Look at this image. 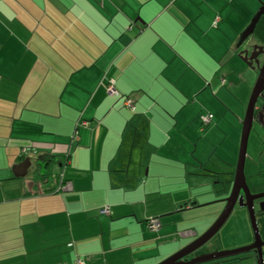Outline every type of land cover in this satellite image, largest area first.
<instances>
[{
	"label": "crops",
	"instance_id": "obj_1",
	"mask_svg": "<svg viewBox=\"0 0 264 264\" xmlns=\"http://www.w3.org/2000/svg\"><path fill=\"white\" fill-rule=\"evenodd\" d=\"M259 5L0 0V264H157L200 236L240 143L258 68L237 43ZM248 221L195 254L251 244Z\"/></svg>",
	"mask_w": 264,
	"mask_h": 264
},
{
	"label": "water",
	"instance_id": "obj_2",
	"mask_svg": "<svg viewBox=\"0 0 264 264\" xmlns=\"http://www.w3.org/2000/svg\"><path fill=\"white\" fill-rule=\"evenodd\" d=\"M262 15H264V2L260 4L255 15L251 18L250 23L241 32L237 43L238 46L242 45V43L254 32L256 24ZM245 53L246 52H244V50L241 51L239 53V57L245 62V64L251 67L252 63L250 60L252 59V55L249 56L248 59ZM262 90H264V64H262L258 70L257 78L247 101L246 109L242 119V129L238 157L234 172V180L230 193L225 199V205L220 214L200 236L157 264H205L221 258L233 257L244 252H253L256 259V264H264V240H261L260 238L255 208L253 205V200L264 197V192L252 193L248 187L244 173L247 140L253 124L255 104ZM29 164L30 159L24 158V160L19 163V167L27 168ZM240 192L242 194H240ZM243 199H245V201ZM236 202L238 206L247 209L250 227L253 233L252 243L237 248L215 250L201 253L199 255L197 254L189 260L184 259L190 254H194L216 234V232L223 226L224 222L229 217ZM259 207L260 210L264 211V205H262V203L259 204Z\"/></svg>",
	"mask_w": 264,
	"mask_h": 264
},
{
	"label": "rangeland",
	"instance_id": "obj_3",
	"mask_svg": "<svg viewBox=\"0 0 264 264\" xmlns=\"http://www.w3.org/2000/svg\"><path fill=\"white\" fill-rule=\"evenodd\" d=\"M258 2H259V4H261L262 0H258ZM251 40H252L251 38L247 39L246 42H250ZM246 42H245V44H246ZM257 75H258V70L257 71L252 70L250 76L252 77V79H254V81L256 80ZM241 129H242V124H240V126L238 127V130H237V133L239 134V141H240V136H241ZM259 130H260L259 127L255 123H253L252 128H251L250 133H249V136H248V140H247L246 159H245L246 167L244 166V173L246 176V182L248 184L250 191H254V192H264V149L260 150V148H264V147H261V145L264 144V132L259 131ZM238 151H239V143H238V149H237L236 157L233 155L234 158L230 159L233 163V166H231L230 169H229V167L226 169V167L223 166V182H221V180H219L220 182L219 183L217 182L215 185V186L223 187V199H224L222 201L223 207L225 205V199L228 197L230 190H231V187H232V184H233L234 172H235V167H236V162H237V157H238ZM251 158L255 159L256 162H258L256 164V166L252 165L249 162V159H251ZM251 170H254L258 174L254 177L247 176L248 174H250ZM252 179H254V180H252ZM214 182H216V181H214ZM224 186H225V188H224ZM219 200H222V199L220 198ZM215 204H216L215 202H211V205H215ZM206 206H208L207 207L208 209H206L204 207V209H202V211L207 212L206 210L211 209L210 204H208ZM244 220H247V221L249 220L247 209L237 205L236 207L233 208L229 217L224 222L223 226L205 244V247L207 248V246H210V245L213 246V244L218 243V241H219V244H221L223 246L229 245L231 243L233 245L238 244L240 242L239 238L242 237V233L244 232V230L241 226V224H243ZM247 228H249V230H251V232H252V229L250 227V222L248 223V226L246 225V230H247ZM237 247H241V246H236V247H232V248H237ZM247 254H249V252L240 253V254L234 256V258H240L241 256H245ZM165 258H163V259H165ZM230 258H232V257H230ZM216 262L217 263H215V264H231V262H233V261H225V262L216 261Z\"/></svg>",
	"mask_w": 264,
	"mask_h": 264
},
{
	"label": "flooded vegetation",
	"instance_id": "obj_4",
	"mask_svg": "<svg viewBox=\"0 0 264 264\" xmlns=\"http://www.w3.org/2000/svg\"><path fill=\"white\" fill-rule=\"evenodd\" d=\"M254 31H255V29H254ZM250 38L252 40L250 42H246V40L250 39ZM247 39L242 44V51L244 50V52H246L245 54L247 55L248 59H249V56L252 55V59L250 60V62L252 64H254L256 66V68H258V70H259L261 65L264 64V30H261L259 32L258 31L253 32L251 34V36ZM245 42H246V44H245ZM253 123H255L259 127V129H260L259 131L264 132V90L261 91V93L259 94V96L257 98V102L255 104ZM261 147H264V144H262ZM262 149H264V148H260V150H262ZM251 192L256 193L254 191H251ZM240 194H242V193L240 192ZM243 200L245 201V199H243ZM260 203H262V205H264V197L253 200L255 213L260 212V207H259ZM236 206H237V202H236L234 207H236ZM194 255H197V254L192 253L189 256L185 257L184 259L189 260ZM222 259L223 258H221L220 260H222ZM218 260H214L212 262L205 263V264H215V263H217L216 261H218Z\"/></svg>",
	"mask_w": 264,
	"mask_h": 264
},
{
	"label": "built area",
	"instance_id": "obj_5",
	"mask_svg": "<svg viewBox=\"0 0 264 264\" xmlns=\"http://www.w3.org/2000/svg\"><path fill=\"white\" fill-rule=\"evenodd\" d=\"M219 19L218 16L215 17L214 19V23L217 22ZM106 90H107V93L109 95H118L119 94V91L116 89L115 87V82H114V79H108L107 80V84H106ZM124 104L126 106H129V107H133L132 105V100L128 97V98H125L124 100ZM210 119V115H203L202 116V122L205 124L206 122H208ZM82 124H86L85 121H81ZM73 138H77V135L74 134ZM62 180V179H61ZM71 188V183L70 182H62L60 181L59 184L56 186L55 190L56 191H59V190H62V189H70ZM186 207H189V206H186ZM101 213H105L107 214L109 212V209L108 207H103L101 208ZM149 227L153 230H158L159 227H160V222H159V219L157 217H151L148 219L147 221ZM75 263L76 264H83V260L79 257H76L75 258Z\"/></svg>",
	"mask_w": 264,
	"mask_h": 264
},
{
	"label": "trees",
	"instance_id": "obj_6",
	"mask_svg": "<svg viewBox=\"0 0 264 264\" xmlns=\"http://www.w3.org/2000/svg\"><path fill=\"white\" fill-rule=\"evenodd\" d=\"M261 30H264V15H262L260 17V19H259V21H258V23L256 24V27H255V31L256 32L257 31L259 32ZM256 219H257V223H258L260 238H261V240H264V211L260 210L259 213H256ZM218 261H223V259L222 260L219 259Z\"/></svg>",
	"mask_w": 264,
	"mask_h": 264
}]
</instances>
